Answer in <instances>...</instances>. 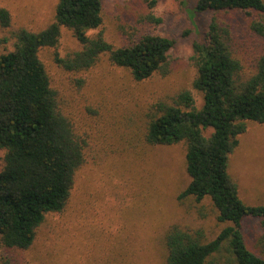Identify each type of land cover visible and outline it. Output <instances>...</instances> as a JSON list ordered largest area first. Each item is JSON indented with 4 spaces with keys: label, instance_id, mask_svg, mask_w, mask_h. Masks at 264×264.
<instances>
[{
    "label": "rangeland",
    "instance_id": "obj_1",
    "mask_svg": "<svg viewBox=\"0 0 264 264\" xmlns=\"http://www.w3.org/2000/svg\"><path fill=\"white\" fill-rule=\"evenodd\" d=\"M56 2L0 0V7L10 14V24L0 26V53L14 48L20 28L39 31L51 23ZM195 4L196 0H158L149 8L142 0H102V22L87 32L100 34L114 46L150 33L176 39L166 75L155 73L137 81L104 53L88 68L66 69L56 57H70L82 48L67 27L61 28L54 47L40 49L62 107L85 141L84 161L63 211L47 215L29 248L11 253L17 264H164V236L170 226L202 230L212 239L228 224L218 220L209 197L178 199L190 180L185 144L149 145L144 139L145 122L157 103L171 104L188 89L196 107H201L202 93L192 86L196 75L192 56L194 43L214 16L230 26L247 69L264 50V38L250 30L251 17L236 10L194 12ZM238 141L228 173L244 203L264 204V122L247 121ZM3 157L0 147V170ZM242 232L247 246L264 257L259 219L245 217Z\"/></svg>",
    "mask_w": 264,
    "mask_h": 264
},
{
    "label": "trees",
    "instance_id": "obj_2",
    "mask_svg": "<svg viewBox=\"0 0 264 264\" xmlns=\"http://www.w3.org/2000/svg\"><path fill=\"white\" fill-rule=\"evenodd\" d=\"M154 8L158 0H142ZM241 11L249 27L264 38V0H196L194 12ZM102 0H57L54 18L45 28L15 33L12 50L0 53V264H17L11 253L29 248L50 213L62 212L84 161L85 141L64 111L59 90L39 51L54 47L61 28L73 31L82 48L56 61L69 70L92 66L101 53L111 64L126 68L142 81L170 70V51L176 39L159 33L142 35L122 46L100 34L90 36L102 22ZM159 23L160 18H153ZM10 14L0 7V26ZM196 75L192 86L202 93L196 107L190 90L173 103L159 102L148 115L144 139L149 145L185 144V168L190 178L178 199L209 197L218 220L228 222L212 239L202 230L190 232L172 225L164 236V264H264L242 232L245 217L258 218L264 240V204L248 205L228 173L229 157L246 122H264V50L247 69L238 56L229 25L214 16L192 56ZM211 130L207 133V131Z\"/></svg>",
    "mask_w": 264,
    "mask_h": 264
}]
</instances>
